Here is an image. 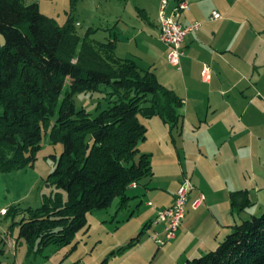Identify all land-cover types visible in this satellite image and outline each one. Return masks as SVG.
<instances>
[{"label":"trees","instance_id":"obj_1","mask_svg":"<svg viewBox=\"0 0 264 264\" xmlns=\"http://www.w3.org/2000/svg\"><path fill=\"white\" fill-rule=\"evenodd\" d=\"M71 21L55 23L36 2L0 0V171L31 166L43 135L62 146L43 180L51 193L39 206L4 211L19 214L17 237L38 248L69 244L87 213L115 198L122 208L134 197L132 183L146 187L152 170L150 155L138 152L147 132L139 116L170 127L181 116L180 99L153 70L118 57L114 38L80 36ZM80 92L101 93L106 106L91 117L72 102ZM230 199L238 209L249 204L237 190ZM232 228L185 264H264V211Z\"/></svg>","mask_w":264,"mask_h":264},{"label":"rangeland","instance_id":"obj_2","mask_svg":"<svg viewBox=\"0 0 264 264\" xmlns=\"http://www.w3.org/2000/svg\"><path fill=\"white\" fill-rule=\"evenodd\" d=\"M30 2H36L39 11L59 25L68 17L72 18L71 22L80 36L89 30L87 35L98 40L133 39V36L127 34V28L124 30L115 27L118 22L117 14H121L122 20L128 25L136 26L135 31L143 29L146 34L153 31L157 17L156 12V15L152 14L147 19V14L137 7L140 0H24V3ZM248 3L252 32L246 37L245 49L241 48L242 44L238 45L237 40L235 52L227 55L228 65L223 66L224 72L218 78L213 76L211 88H205L207 84L195 83L202 102L197 110L188 113L189 119L195 120V123L192 125L187 122L186 130V136L201 141L200 149L204 154L212 157L219 149V158L227 155L225 170L230 176L229 180L241 192V197L243 194L249 201L241 209H238V205L234 208L231 206L236 224L264 211V0H249ZM2 43L0 35V44ZM129 49L147 53L144 43L139 44L138 41L137 45H131ZM165 57L155 65L156 68L168 75L173 73L178 78L182 73L169 65ZM146 62L139 60L138 64L145 69ZM65 88L66 85L62 88L60 97ZM72 102L76 108H83L91 117L106 106L101 93H76ZM138 118L146 127L150 126V118ZM149 129L148 127V132ZM147 136V141H150L151 136ZM48 140L46 135L42 136L40 148L34 155L35 160L31 166L8 172L0 171V208H3L0 209V248L3 249L1 264H117L120 259L116 257L118 249L108 250L107 246L129 237L130 234H138L139 227L142 228L141 225L138 226L141 217L139 214L149 212L144 204L145 198L141 203L138 198L129 199L122 208H118V199L115 198L107 208L87 213L86 226L77 231L72 241L64 246L51 244L38 248L37 244L26 243L17 237L18 227L15 222L19 220V214H4L5 209L10 207L23 209L39 206L44 195L51 193L52 187L43 180L52 171L62 146ZM205 144H210L211 147ZM173 163L177 167V163ZM178 164L183 168L179 187L184 178H189V174L185 170L187 165L184 159L181 158ZM207 165L213 170L214 161L207 162ZM222 170L215 171L219 174L224 171ZM163 184L165 191H153L170 194V184L166 181ZM150 245L156 248L155 243L150 242ZM153 257L150 253L140 261L144 264L162 262L160 256L154 257L153 262Z\"/></svg>","mask_w":264,"mask_h":264},{"label":"crops","instance_id":"obj_3","mask_svg":"<svg viewBox=\"0 0 264 264\" xmlns=\"http://www.w3.org/2000/svg\"><path fill=\"white\" fill-rule=\"evenodd\" d=\"M181 1L187 3V8L181 10L176 17L179 23L187 26L198 21L201 25L198 30L188 34L181 44L183 56L180 57V69L177 71L182 74L177 76L178 78H175L176 75L173 73L168 75L161 72L155 66L166 56V47L158 39L157 17L153 31L150 32L151 34H146L143 29L135 31L136 26H130L123 21L121 14L116 15L118 22L115 27L124 30L127 28L126 31H129L127 34L133 36V39L129 38L125 41L124 39L121 41V38L114 39L115 54L120 58H133L137 63L139 60H146V68L153 70L159 82L172 90L181 101V106L177 109L181 116L175 126L170 127L160 117H151L149 120L152 121L148 126L150 132L148 130L146 132V137L149 134L151 140L147 141L148 138L144 137L145 139L138 143V152L150 155L152 176L146 187L137 184L135 187L130 186L128 192L130 191L129 194L133 195L134 199L138 198L139 203L145 198L144 204L149 212L145 215L139 214L141 217L138 226L141 225L142 228L139 227L138 233L141 230L142 233L137 239H133L136 235L130 234L127 238L121 237L124 239L108 244V250L113 251L115 248L120 250L116 251V257H120L117 264L143 263L140 260L145 259L150 253L154 257H161L162 262L158 264H185L186 260L213 250L236 224L232 209L234 207L230 203L229 195L237 188L233 186L225 170L227 155L219 158V149L212 157L210 154H204L200 149L201 141L186 136V130L188 123L192 125L195 123V120L189 119L188 113L197 110L202 102L201 93L198 92L195 83L207 84L205 88H211L213 76L218 78L224 72L223 66L228 65L227 55L235 52L237 43L242 44L241 48L245 49L246 37L252 32L249 0ZM159 2L160 0H140L137 7L147 14L148 19L152 14L156 15ZM175 4L176 1L170 0L166 5L167 9H172ZM212 11L219 13L218 19H210ZM137 41L139 44L144 43L147 48L146 54L129 49V46L137 45ZM204 68L206 75L202 74ZM205 145L210 146V144ZM181 158L187 165L185 170L189 174L193 190L187 195L184 218L175 236L161 247L156 245L154 249L150 245L153 241L149 235L153 231L162 235V224L155 220V215L159 210L170 206L174 200L176 188L183 175V168L178 164ZM209 161H214L213 170L207 165ZM173 162L177 163V167ZM221 168L224 171L218 174L215 170ZM163 181L170 184L171 192L168 195L161 191H153L163 189L165 191ZM199 195L203 198L196 207H193Z\"/></svg>","mask_w":264,"mask_h":264},{"label":"built area","instance_id":"obj_4","mask_svg":"<svg viewBox=\"0 0 264 264\" xmlns=\"http://www.w3.org/2000/svg\"><path fill=\"white\" fill-rule=\"evenodd\" d=\"M170 0H160L158 11H157V22H158V39L166 47L167 63L176 69H180V57L183 56L182 45L185 37L198 30L201 23L198 21L192 22L187 26H183L179 23L176 17L179 12L187 8V3L181 0H174L177 4L172 9H167L168 2ZM219 13L212 11L210 19H218ZM206 68L203 69L204 75H206ZM136 184L132 183L131 187H135ZM192 183L189 178H184L178 187L172 204L158 211L156 221L162 224V235L157 231H153L149 238L158 247H161L169 242L175 236L177 228L181 225V222L185 214V205L187 201V195L193 190ZM202 196L199 195L197 200L194 201L193 207H196Z\"/></svg>","mask_w":264,"mask_h":264}]
</instances>
